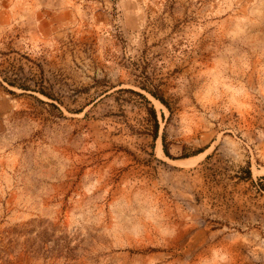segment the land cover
<instances>
[{
  "label": "rangeland",
  "instance_id": "rangeland-1",
  "mask_svg": "<svg viewBox=\"0 0 264 264\" xmlns=\"http://www.w3.org/2000/svg\"><path fill=\"white\" fill-rule=\"evenodd\" d=\"M261 177L264 0H0V264H264Z\"/></svg>",
  "mask_w": 264,
  "mask_h": 264
},
{
  "label": "trees",
  "instance_id": "trees-1",
  "mask_svg": "<svg viewBox=\"0 0 264 264\" xmlns=\"http://www.w3.org/2000/svg\"><path fill=\"white\" fill-rule=\"evenodd\" d=\"M19 87H22L23 90H27V88L25 86H19ZM42 93V92H41ZM152 113L154 114V111H152ZM157 129H158V124H157V121L155 119V134H154V138H156V135H157ZM166 151V150H165ZM167 153V152H166ZM242 172H244L245 176L244 178L243 177H240L239 179L240 180H249L251 178V173H250V169H249V166L245 167V168H242L241 169ZM256 186L258 187V190L260 192H264V177H261L258 179L257 183H256Z\"/></svg>",
  "mask_w": 264,
  "mask_h": 264
}]
</instances>
